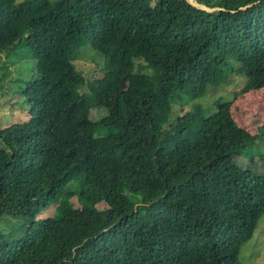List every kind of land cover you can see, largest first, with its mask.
I'll list each match as a JSON object with an SVG mask.
<instances>
[{
	"label": "trees",
	"instance_id": "obj_1",
	"mask_svg": "<svg viewBox=\"0 0 264 264\" xmlns=\"http://www.w3.org/2000/svg\"><path fill=\"white\" fill-rule=\"evenodd\" d=\"M197 1L222 9L0 0V54L34 61L16 80L27 120L0 129V217L19 213L0 264H242L264 173L238 163L250 134L230 108L198 99L232 77L264 88V0ZM83 45L101 76L75 66Z\"/></svg>",
	"mask_w": 264,
	"mask_h": 264
},
{
	"label": "rangeland",
	"instance_id": "obj_2",
	"mask_svg": "<svg viewBox=\"0 0 264 264\" xmlns=\"http://www.w3.org/2000/svg\"><path fill=\"white\" fill-rule=\"evenodd\" d=\"M79 50L77 59L74 60L75 66L84 73L91 68L92 60L98 63L100 61L96 74L101 76L104 71L101 65L102 55L88 45L81 46ZM139 62L141 63L142 60H137L136 64ZM33 69L34 61H23L17 65H10L7 63L4 54H0V129L27 120V103L23 102L19 92L15 91L23 83H17L16 80L18 76L31 77ZM231 80L216 88H209L208 92L198 99V102L206 111H210L207 115L216 113L217 110L230 108L239 125L250 134L246 137L247 140H243L244 148L240 150V154L236 157L238 163L255 173H264V88L256 92L240 94L241 82L238 80L231 82ZM241 80L244 83V78ZM184 99L183 102L176 100L177 102L174 104L192 105L190 98L184 97ZM176 113H179V105L175 108L173 106L172 115L174 118ZM75 205L80 204L76 201ZM98 207H102V205L98 204ZM53 208V205L50 206L44 212H41L38 217L52 216ZM18 215L19 213L8 217H0V230L5 231L4 229H7V227L10 230L15 228L16 220L19 219ZM239 256L242 264H264V214L258 220L250 240L242 246Z\"/></svg>",
	"mask_w": 264,
	"mask_h": 264
},
{
	"label": "water",
	"instance_id": "obj_3",
	"mask_svg": "<svg viewBox=\"0 0 264 264\" xmlns=\"http://www.w3.org/2000/svg\"><path fill=\"white\" fill-rule=\"evenodd\" d=\"M190 5L198 8V9H201V10H205V11H208V12H211V11H214V10H217V9H222V8H219V7H209L203 3H200L198 2L197 0H186ZM253 3H250V4H247L245 6H242L240 7V9H245L249 6H251Z\"/></svg>",
	"mask_w": 264,
	"mask_h": 264
}]
</instances>
